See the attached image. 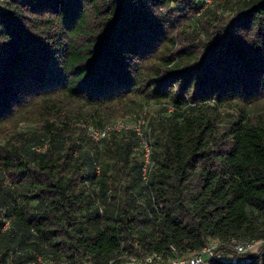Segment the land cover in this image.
<instances>
[{
	"label": "trees",
	"instance_id": "trees-1",
	"mask_svg": "<svg viewBox=\"0 0 264 264\" xmlns=\"http://www.w3.org/2000/svg\"><path fill=\"white\" fill-rule=\"evenodd\" d=\"M223 1L235 14L207 0H0V264H121L120 250L212 241L204 264H240L232 238L264 241V0ZM150 104L144 181L133 131L88 130ZM237 257L264 264V245Z\"/></svg>",
	"mask_w": 264,
	"mask_h": 264
},
{
	"label": "built area",
	"instance_id": "built-area-1",
	"mask_svg": "<svg viewBox=\"0 0 264 264\" xmlns=\"http://www.w3.org/2000/svg\"><path fill=\"white\" fill-rule=\"evenodd\" d=\"M140 119H138L137 124L134 125H129L123 120H117L101 131L94 130L93 128H89L88 131L89 136L94 140H99L101 138L106 137L111 131H133L140 138L139 146L140 150L142 151L141 177L144 181H146L154 162L152 160L151 155L152 148L150 143V137L149 135H145L144 131L141 129V124L143 123H141ZM7 225L8 223L6 222L4 227H7ZM219 245L220 244L218 242L212 241L204 245L200 250L190 251L183 255H179L176 248L170 245L169 249L171 254L167 257L163 256L162 253L156 252L147 254L145 256H136L125 250H120L118 253V258H120L122 262H124V264H204L207 258H210L215 254V252L219 248ZM262 245H264L263 240L242 241L238 238H232L230 241V246L235 251V254L232 255L231 262H239L240 264L248 263L249 259L244 257L238 258L237 256L247 253L251 249H258ZM33 256L34 258L30 260L27 264H56L53 259L44 257L43 255L33 254ZM112 262L113 260L110 261V263Z\"/></svg>",
	"mask_w": 264,
	"mask_h": 264
},
{
	"label": "rangeland",
	"instance_id": "rangeland-1",
	"mask_svg": "<svg viewBox=\"0 0 264 264\" xmlns=\"http://www.w3.org/2000/svg\"><path fill=\"white\" fill-rule=\"evenodd\" d=\"M207 3L213 5L214 9H216L217 12H221V15L224 18L227 17V16L235 14V10H233V9H235L236 7L232 6V2L231 1L228 2V4H226V6H225V2L223 0H208ZM222 7H224V8L222 9ZM149 106H150V107H148L149 110L145 111V113L144 112L141 113V115L137 116L136 114H132L131 115V114L128 113V114L123 115L122 117H120L117 120H123L124 122H126L129 125H134V124H137L138 119L141 118L140 121H141V123H143V124L140 123L141 124V129L144 131V128H145L144 123L146 121L144 116L146 115V118H147L148 116H151L153 114L157 115V110H158L157 106H155L154 104H150ZM117 120H115V121H117ZM256 249L257 248L251 249L247 253H250V252L252 253ZM121 264H124V262L121 261Z\"/></svg>",
	"mask_w": 264,
	"mask_h": 264
}]
</instances>
